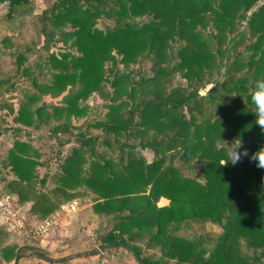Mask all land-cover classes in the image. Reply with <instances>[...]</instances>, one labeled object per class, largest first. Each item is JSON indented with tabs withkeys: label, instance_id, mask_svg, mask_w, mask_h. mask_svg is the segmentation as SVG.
<instances>
[{
	"label": "trees",
	"instance_id": "obj_1",
	"mask_svg": "<svg viewBox=\"0 0 264 264\" xmlns=\"http://www.w3.org/2000/svg\"><path fill=\"white\" fill-rule=\"evenodd\" d=\"M216 1L218 6L212 5ZM0 2L7 4L6 18L32 12L30 0ZM232 5L231 0L53 1L39 14L44 44L56 47L39 69L47 68L51 76L40 82L23 69L35 91L20 100L12 119L39 126L48 114L47 108L33 103L45 93L51 94V101L60 97L59 104H53L51 110L55 117H77L85 111L79 100L95 92L109 100L104 119L96 123L106 132L136 136L153 128L154 137L162 138L163 132L167 137L164 143L150 142V146L156 145L153 149L158 154L150 163L131 152L116 159L98 154L91 140L85 139L61 161L48 190L45 185L49 175H39L41 162L36 151L16 139L0 158V168L11 174L8 177L0 172L1 192L17 193L21 203L31 201L29 213L41 220L78 197L77 188L86 187L93 194V211L109 215L112 223L109 231H97L99 243L129 244L144 264H167L165 258L175 260V264H264V169L257 168L248 157L235 166H223L229 151L225 139L233 145L241 140V151L246 148L249 155L264 146V133L255 124V107L250 97L254 81L264 77V39L259 42V35L251 42L252 49L246 46L249 53L235 52L228 57L229 69L247 66L250 71L234 79L233 75L224 77L205 95H197V87L187 93L176 87L165 92L162 83L155 82L179 70L192 85L193 79L198 83L206 78V73L211 75L212 69L219 70L229 46L223 47L224 40L215 38L220 30L225 36L228 32L214 18L229 15ZM99 17L111 19L112 25L97 27ZM210 21L218 29L216 33L204 32ZM172 41L179 42L176 55H167V44ZM150 54L153 83L136 82L116 69L118 61L129 66ZM176 58L172 67H167L168 63L162 65ZM16 61L20 66V53ZM106 83L110 84V91ZM153 86L154 94L134 101L136 89L141 92ZM218 92L225 94L226 100L219 101ZM191 98L195 100L190 101ZM183 106L188 116L177 111ZM136 110L139 121L134 120ZM59 126L65 129V123ZM173 150L183 162L200 165L201 180L183 175L171 162L165 163V152ZM39 185L42 189H38ZM161 198L167 203L159 205ZM191 220H208L221 226L222 233L214 239L208 253L201 241L178 233V228ZM242 241L250 248L260 249V253L253 257L244 254L240 249ZM141 244L158 247L159 257L143 256ZM29 250L36 248L6 244L0 247V256L12 261L18 253Z\"/></svg>",
	"mask_w": 264,
	"mask_h": 264
},
{
	"label": "rangeland",
	"instance_id": "obj_2",
	"mask_svg": "<svg viewBox=\"0 0 264 264\" xmlns=\"http://www.w3.org/2000/svg\"><path fill=\"white\" fill-rule=\"evenodd\" d=\"M30 1L32 12L24 16L14 17L13 19L6 18L5 13L7 11V4L5 2H0V158L5 156L8 148L13 145L16 139L30 144L32 148L30 151H36L38 159L41 162V165L38 166L39 175H43V173L49 175L45 185V189L48 190V188L53 186L52 178L54 174L60 170L61 161L71 152L73 147L79 148L81 142L85 139L91 140V145L95 148L98 154H103L104 156L114 159L121 155L127 156V153L130 152L142 157H144L143 154L148 156L151 155V153H154V158L158 156L153 149L156 148V145L150 146V142L159 141L164 143L167 133L163 132V135L161 134L162 138L160 139L156 135L157 139H159L157 140L156 137H154L156 131L153 128L147 130L143 135L136 134V136H133L132 134L128 135V132H124L120 136H114L112 133L106 132L101 126H97L96 123H99L100 120L104 119V113L107 110L105 105L106 103H109V100H104L95 92L90 93L86 98H81L79 100L80 106L84 108L85 111L84 114L77 117L71 116L68 119H65L64 117H55L51 113V110L53 104H59L58 99L60 97L57 95L53 98L54 101H51V94L45 93L42 95L41 99L33 103L34 106L44 104L47 108L46 111L48 114L43 116L44 121L39 122V126L34 124L25 125L17 123L12 119L14 113L17 112L20 100L25 98L26 93L35 91V88L31 84L30 76L28 78V75H23V69L25 68L26 72L37 77L38 81L45 82L44 80L48 79L51 74L47 68H42V70H40L39 67L41 68V65H44L48 53L51 50H56L55 46H50L48 48L44 44L39 28V14L45 8L49 7L55 0ZM210 2L212 3L213 1ZM231 2L233 5L229 8V15L225 14L226 16L222 17V19L215 20L214 18L215 22L217 21L223 24V29L227 27L226 31L228 32L225 36L224 32L220 30L219 36L215 38V40L217 39L218 41L224 40L225 44L223 47H226L227 45L229 46V50L225 52V55L223 54L222 59H224V62H222L220 69H212V74L208 75V73H206V78L199 80L198 83H195L197 79H193L192 85H188V79L184 76L183 71L177 70L171 74L168 73L166 77L164 75L162 78H159L161 81H155L162 83V87H165V92L176 87L179 88L181 92L187 93L197 87V95L202 96L208 93L206 90L215 89L216 84H221L222 81H224V77L233 75L234 79L236 75H245L250 71L247 66L240 67V69L233 66V68L229 69L230 60L228 57L230 58V53L235 52H241L242 54L249 53L248 51H250V49L246 48V46H249L252 49L251 42H254L257 39V36L261 35L259 42H261L260 39H264V0H231ZM218 4L219 1H216L212 5L218 6ZM219 10L222 12L221 9ZM250 15L252 16L250 17L251 20L249 21V24H243L245 17H249ZM209 17L210 14H208L207 19H209ZM107 25H112L111 19L106 17L97 18V27L105 28ZM205 28L204 32L216 33V31H218L212 21L207 23ZM207 39L210 40V37L207 36ZM57 45H61V43H57ZM178 45L179 42L177 41H172L169 46L167 44V55H176V48ZM18 53L21 54L22 62L20 66L16 61ZM117 59L119 60V57ZM175 61H178V58L169 62L166 61L165 63H162V65L168 63L167 67H172ZM152 64L153 54H150V57H141L138 62L132 63L129 66H124L118 61L116 69L120 73L129 75L136 82L143 80V83H153L150 78L154 74ZM106 87L109 91L111 90L109 83H106ZM155 88L156 87L153 86L150 89L141 92L140 88L136 89V91H134L136 93L134 101H141L140 99L143 95L146 97L152 93L154 94V91H156ZM216 98L219 101H224L226 100V95L218 92ZM194 100V98L190 99V101ZM10 107L13 110H10ZM177 111L184 113L186 116L189 115L185 106L181 107V109H177ZM138 116V110H136L134 114L135 121H139ZM63 123H65V129H61L59 126ZM227 142V139H225V145L229 146L230 143L228 142V144ZM238 142L239 141H236V144L234 143V145L232 144L231 146L237 145ZM146 143L149 145H146ZM172 152H175L176 154H173ZM172 152H165V163H173L185 176L196 177L200 180L202 179L200 165L198 163H185L181 160L177 150H173ZM0 172L2 175L4 174L11 177V174L4 168H0ZM1 185H3V183H1ZM41 187L42 186L39 185L38 189H42ZM20 207V204L19 207L17 204L19 215L20 210L21 215H23L26 210L23 207ZM2 217L3 216L1 215L0 247L6 244L18 245V243L22 241L21 239H23L21 234H19L20 232H18L20 227L14 223H11L13 225L10 224L9 227L3 219L4 217ZM37 220H39V218ZM32 224L33 222L28 218L24 223L25 227H23V232L21 233H24L25 236L29 234L30 237ZM109 227V229L107 227V229L104 228V231H109L112 228V223ZM180 227L181 228H178L179 230L177 229L179 231L178 233L185 238L201 241V245L207 250L206 253L212 249L214 239L222 233L220 225L208 220H191L185 223V226L181 225ZM91 232L97 234V230ZM92 241H94V239H92ZM139 243L140 242L137 241L138 245H140ZM99 245L101 244L98 242L97 238L91 245L93 251L99 249ZM141 247L143 250V256H146L147 258L151 257L156 259L160 255L159 248L156 246L153 248H146L144 244H141ZM240 249L244 254H247L250 257L260 253V249L255 250L248 247L245 241L241 242ZM103 251L97 253L100 255L99 257H101ZM165 260L167 261V264H175V260L173 259L165 258ZM37 261L39 262L40 260Z\"/></svg>",
	"mask_w": 264,
	"mask_h": 264
},
{
	"label": "crops",
	"instance_id": "obj_3",
	"mask_svg": "<svg viewBox=\"0 0 264 264\" xmlns=\"http://www.w3.org/2000/svg\"><path fill=\"white\" fill-rule=\"evenodd\" d=\"M143 156L145 157V160L148 163H150L154 158V153L153 154L151 153V155L148 156L143 154ZM77 191L79 192L78 197L71 199L62 204L65 205L66 203L76 201L79 204L76 211H70L65 215V213H63L60 210L61 208L60 207L58 210L53 212L52 214L56 212L61 213L62 215L61 226L59 230H56L55 233H53L46 239H36L32 236H30L31 237L30 238L29 234L25 236L24 233H21L23 232L22 231L23 227H25L24 223L28 218H30V220L33 222L32 226L38 223L40 220H37L38 218L36 217L38 216L36 214L29 213V209L32 205L31 201H25L21 203L18 200L17 193L10 192V194L15 198L18 207L20 204V206L26 210L23 215H21V210H20V215H19V211L17 208L18 211L17 218L19 224H21L20 230L18 232H20L19 234H21V236L23 237V239H21L22 241L18 243L17 247L23 245H30V247L36 248V250H29L28 252H23V253H31L33 251L46 252L49 258L59 259V258L67 257L71 254L83 253L93 250L91 245L94 241H92L89 238V234L93 230L101 231L104 228L109 229L110 228L109 225L111 224L110 221L111 219L109 218L110 216L105 213L98 214L93 211V201H92L93 194L86 187H79L77 188ZM157 203L159 205H163L167 203V200L161 198ZM3 219L10 227L11 222L8 221L6 218ZM113 248L105 249L102 252L101 257H99L100 255L97 254V255L82 256L63 262H49L37 256H29V257L21 258L18 264H139L138 261L133 256V254L130 251H128L126 248L123 247H113ZM14 259L12 261H5L2 260L0 256V260L2 261L3 264H12ZM37 260L40 261L38 262Z\"/></svg>",
	"mask_w": 264,
	"mask_h": 264
},
{
	"label": "built area",
	"instance_id": "obj_4",
	"mask_svg": "<svg viewBox=\"0 0 264 264\" xmlns=\"http://www.w3.org/2000/svg\"><path fill=\"white\" fill-rule=\"evenodd\" d=\"M248 17H245L243 24H246ZM78 203L76 201H72L67 205H62L60 210L65 213V215L70 211H76L78 207ZM0 214L6 218L11 223H14L18 227H20L18 218H17V206L16 201L13 196L3 193L0 190ZM61 213L56 212L52 215L46 216L41 219L38 223L33 225L30 229V235L36 239H46L50 235L56 232V230L60 229L61 226ZM13 225V224H12ZM89 238L94 241L97 239V235L95 233H90Z\"/></svg>",
	"mask_w": 264,
	"mask_h": 264
},
{
	"label": "clouds",
	"instance_id": "obj_5",
	"mask_svg": "<svg viewBox=\"0 0 264 264\" xmlns=\"http://www.w3.org/2000/svg\"><path fill=\"white\" fill-rule=\"evenodd\" d=\"M250 97L255 107V124L259 126L261 132L264 133V77L254 81V86L250 88ZM231 145L232 143L229 144L230 147L227 152L228 159L223 163V166L229 163L235 166L243 157H248L250 161L255 162L257 168L264 169V146L249 155V151L246 148L240 151L242 148L241 140H239L237 145ZM262 179H264V177H262Z\"/></svg>",
	"mask_w": 264,
	"mask_h": 264
},
{
	"label": "water",
	"instance_id": "obj_6",
	"mask_svg": "<svg viewBox=\"0 0 264 264\" xmlns=\"http://www.w3.org/2000/svg\"><path fill=\"white\" fill-rule=\"evenodd\" d=\"M213 89H208V90H206V92H209L210 90H213ZM111 247H124V248H126L127 250H129L133 254V256L135 257V259L138 261L139 264H144L143 260L141 259V257L137 253V251L131 245L126 244V243L121 242V241L109 243V244H101V245H99V249H96L94 251L91 250V251H87V252H83V253H75V254H71L67 257H63V258H59V259L49 258L46 252L33 251L31 253H20V254L16 255L12 264H18L19 260L21 258L29 257V256H37V257L42 258V259L49 261V262H63V261L71 260V259L82 257V256L96 255L98 252L103 251V250L108 249V248H111ZM0 264H3L1 260H0Z\"/></svg>",
	"mask_w": 264,
	"mask_h": 264
}]
</instances>
